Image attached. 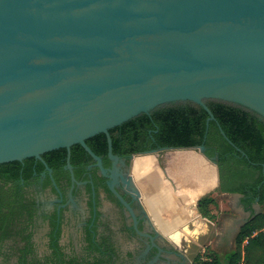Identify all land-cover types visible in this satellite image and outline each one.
<instances>
[{"label":"water","instance_id":"1","mask_svg":"<svg viewBox=\"0 0 264 264\" xmlns=\"http://www.w3.org/2000/svg\"><path fill=\"white\" fill-rule=\"evenodd\" d=\"M204 98L264 117V0H0V163L35 157L51 172L42 154L65 147L73 174L70 147L80 144L106 175L86 143L105 133L109 187L135 228L115 188L109 129L178 100L200 104L209 127ZM174 149L158 156L170 182L162 155Z\"/></svg>","mask_w":264,"mask_h":264},{"label":"trees","instance_id":"2","mask_svg":"<svg viewBox=\"0 0 264 264\" xmlns=\"http://www.w3.org/2000/svg\"><path fill=\"white\" fill-rule=\"evenodd\" d=\"M204 102L216 118L210 121L209 127V114L200 104L191 100L166 102L110 128L113 153L130 157L151 149L175 147L174 151L165 152L162 158L165 166V157L170 151L184 153L194 151L184 148L204 145V154H198L206 162L209 163V159L215 163L219 192L240 193L245 207L256 201L262 209L241 225L232 250L222 256L216 253L205 257L198 255L191 264H264V117L236 102L219 98H204ZM220 127L235 145L224 137ZM86 143L97 155L107 157L105 133L87 138ZM42 157L53 169V177L59 183L64 175L67 148L46 151ZM35 160V157H27L22 161L0 163V264H104L106 260L103 258L93 262L64 256L58 240L61 228L55 220L50 245L53 255L41 259L34 254L29 225L34 216L35 201L26 187L37 179L35 172L45 169L43 162L39 160L36 165ZM92 160L82 145L74 144L71 152L73 165ZM199 174L201 180L209 179V185L215 183L217 175L213 171L205 169ZM51 183L48 176L44 185ZM202 186L205 187V183ZM190 188L197 191L193 186ZM215 204L216 199L212 196L199 199L200 214L213 220L212 206Z\"/></svg>","mask_w":264,"mask_h":264},{"label":"flooded vegetation","instance_id":"3","mask_svg":"<svg viewBox=\"0 0 264 264\" xmlns=\"http://www.w3.org/2000/svg\"><path fill=\"white\" fill-rule=\"evenodd\" d=\"M73 146L70 147V153ZM163 148L142 153L157 151L156 154L159 156ZM204 152L205 150L202 154ZM68 153L67 149L66 162L63 166L64 175L59 183L53 177V169L50 167V172L45 166L40 173L35 172L37 179L26 187V191L35 201V212L29 225V231H32L31 240L35 246L34 254L41 259L53 255L50 245L55 220L61 228L58 239L62 246L61 251L67 258L78 257L81 260L93 262L103 258L106 260L104 264H186V258L181 250L159 235L158 231L152 227L151 223L154 225V222H150L152 220L146 204L141 195L136 193L139 191L133 187V181L131 182L129 178L133 157L139 153L132 154L130 157L113 153L119 157L115 167L117 179L115 188L131 205L138 219L137 228L129 209L120 202L109 187V183L114 180L112 176L114 161L109 158V155L100 156L104 168L107 169L106 175L102 173L97 161L89 153L93 160L83 161L81 165H73L70 157L72 174L68 164ZM38 161L36 159L34 163L37 165ZM208 161L212 162L209 159ZM151 165L146 163L144 166L146 170L143 169L144 167L138 169L139 176L146 175ZM164 168L167 172L166 166ZM77 171L80 173L77 174ZM48 176L51 177L52 183L45 186L44 182ZM168 177L172 180L171 184L176 187L173 177L171 178L169 174ZM159 183L157 179L149 183L145 182L146 203L172 213L173 220L167 224L163 232L177 246H184V241L189 237L185 225L189 217L186 211L178 207L171 199L169 189L160 186ZM183 192L187 197L184 204L189 209L190 200L200 192L190 187ZM40 193L51 194L54 198L46 201L41 195L39 196ZM230 194L238 195L242 201V194ZM47 203L51 206L46 209ZM255 203L256 201L249 207H253ZM153 217L157 219V213ZM40 218L43 219L42 233H45L44 249H41L38 244ZM159 224L162 223L159 221Z\"/></svg>","mask_w":264,"mask_h":264},{"label":"rangeland","instance_id":"4","mask_svg":"<svg viewBox=\"0 0 264 264\" xmlns=\"http://www.w3.org/2000/svg\"><path fill=\"white\" fill-rule=\"evenodd\" d=\"M173 151H170V153L166 155L165 159L167 158V160L164 162H166L165 166L168 174L171 178L173 177L176 182V189H174L171 182L164 176L158 164V155L156 153L139 154L133 157L131 164L133 187L140 192L142 199L147 202L145 182L149 183L157 179V181L160 182V186L169 189L170 197L174 203L186 211V215L189 217L187 220L189 221L186 220L188 223L185 221V225L189 237L184 241V246H178L186 258V264H191L198 255L205 257L216 253L222 256L235 247V238L241 225L252 215L257 212L259 213L262 209V205L256 202L253 207H245L238 195L220 193L218 190V177L216 176L213 185L208 184V178L201 180L202 175L199 173L205 169L213 171L215 175H218L215 163L206 162L199 156L201 153L198 154L199 152L196 153L195 150V152L187 151L184 153ZM146 163L152 164L151 169L146 175L140 177L138 169L144 167ZM143 169L146 170V167ZM142 179L146 181L144 182ZM203 183H205V187L202 186ZM192 186L200 193L190 200L188 209L184 204L187 197L183 190ZM40 195L46 201H50L54 198L51 194L46 195L45 193H40L39 196ZM205 196H212L216 199V204L212 206V210L215 214L213 220L204 218L199 212L198 201ZM50 206L51 204L47 203L46 209ZM148 208L152 216L157 213V219L162 223L160 225L157 219L150 221L154 222V225L151 223L152 227L161 235V231L166 229L165 227H167V224L172 222L173 215L168 210H160L156 205H148ZM42 222L43 219L40 218L38 244H40L41 249H44L45 233H42L44 230L41 224Z\"/></svg>","mask_w":264,"mask_h":264},{"label":"crops","instance_id":"5","mask_svg":"<svg viewBox=\"0 0 264 264\" xmlns=\"http://www.w3.org/2000/svg\"><path fill=\"white\" fill-rule=\"evenodd\" d=\"M217 177H218V175H217ZM218 182H219V178H218ZM144 201V200H143ZM187 201V200H186ZM145 202V201H144ZM145 204H146V207H147V210H148V214H149V216L151 217V220L152 221H154V219H153V216H152V214H151V212H150V209L148 208V204L145 202ZM161 236L163 237V238H165L166 240H168L167 238H166V236H165V233L163 232V231H161ZM164 233V234H163ZM171 244H173L170 240H168ZM174 245V244H173Z\"/></svg>","mask_w":264,"mask_h":264},{"label":"bare ground","instance_id":"6","mask_svg":"<svg viewBox=\"0 0 264 264\" xmlns=\"http://www.w3.org/2000/svg\"><path fill=\"white\" fill-rule=\"evenodd\" d=\"M181 230V229H180Z\"/></svg>","mask_w":264,"mask_h":264}]
</instances>
